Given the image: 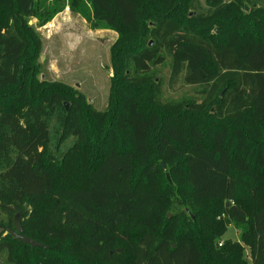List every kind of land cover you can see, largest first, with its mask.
<instances>
[{
	"label": "trees",
	"instance_id": "1",
	"mask_svg": "<svg viewBox=\"0 0 264 264\" xmlns=\"http://www.w3.org/2000/svg\"><path fill=\"white\" fill-rule=\"evenodd\" d=\"M38 1L0 0V255L264 264V0H85L90 28L118 35L103 111L77 90L26 82ZM240 12L241 33L224 22ZM166 63L168 84L201 98L162 102L152 72ZM16 217L47 250L7 233ZM230 226L239 242L222 241Z\"/></svg>",
	"mask_w": 264,
	"mask_h": 264
},
{
	"label": "rangeland",
	"instance_id": "2",
	"mask_svg": "<svg viewBox=\"0 0 264 264\" xmlns=\"http://www.w3.org/2000/svg\"><path fill=\"white\" fill-rule=\"evenodd\" d=\"M201 2L203 3L202 0ZM77 4L79 6L71 10L66 0L38 1L37 16L30 19L29 23L36 27L41 40V50L35 55L32 48L24 60L25 78L26 82L32 78L33 93L50 85L70 88L83 94L96 110L103 111L108 105L110 82L114 76L110 48L118 35L110 30L91 29L82 15L90 11L88 3L78 0ZM244 12L248 14L250 11L245 7ZM246 14H233L224 22L231 28L239 23L238 32L241 33L242 25L246 24ZM44 20L45 25L39 27ZM215 30L218 31L217 28ZM152 74L157 82H161V99L164 103L175 104L201 98V88L198 86L186 85L182 81L175 86L168 84L169 63L154 68ZM43 82L46 85H43ZM198 125L205 127L209 132L206 121L199 119ZM226 239L239 242V232L230 226L222 241ZM244 254L250 263L247 248ZM30 261L34 263L31 259ZM0 264H10L4 252L0 255Z\"/></svg>",
	"mask_w": 264,
	"mask_h": 264
},
{
	"label": "water",
	"instance_id": "3",
	"mask_svg": "<svg viewBox=\"0 0 264 264\" xmlns=\"http://www.w3.org/2000/svg\"><path fill=\"white\" fill-rule=\"evenodd\" d=\"M30 24V23H29ZM65 107L66 109L68 110V104L65 103ZM162 167L165 169V164L162 163ZM167 179L169 180V182H171L170 180V176L169 174H167ZM168 217H170V214L168 215ZM14 227L15 229H8L7 233L12 236L15 240H20L22 241L25 245H28L30 246L32 249H35V248H42V249H45L47 250L48 247L43 245L42 243L36 241V240H33L27 236H25L23 234V230L22 228L20 227L19 223H18V217H16V220H15V223H14ZM3 232V229H0V233Z\"/></svg>",
	"mask_w": 264,
	"mask_h": 264
},
{
	"label": "built area",
	"instance_id": "4",
	"mask_svg": "<svg viewBox=\"0 0 264 264\" xmlns=\"http://www.w3.org/2000/svg\"><path fill=\"white\" fill-rule=\"evenodd\" d=\"M222 244L220 243L219 246H221Z\"/></svg>",
	"mask_w": 264,
	"mask_h": 264
}]
</instances>
